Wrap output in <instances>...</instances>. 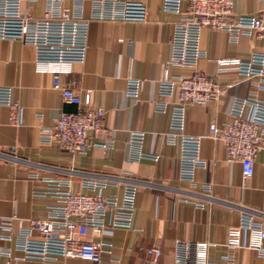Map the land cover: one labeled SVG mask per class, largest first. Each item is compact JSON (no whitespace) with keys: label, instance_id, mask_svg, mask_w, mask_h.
<instances>
[{"label":"crops","instance_id":"0c3cea01","mask_svg":"<svg viewBox=\"0 0 264 264\" xmlns=\"http://www.w3.org/2000/svg\"><path fill=\"white\" fill-rule=\"evenodd\" d=\"M134 1L146 2L147 19L91 21L85 61L75 62L72 71L63 74L77 93L89 92L92 104L105 108L106 131L90 134L96 141L111 140L107 148L93 146L72 156L57 141H41V124H51L63 110L76 111L78 106L65 102L53 87V73L37 69L33 45L19 38H0V86H12L19 102L14 121L11 108L0 104V222L11 218L12 234L5 240L0 229V246L10 248V255H0V264H43L37 258L21 257L23 231L31 218L46 216L53 202L50 196L35 193L45 183L31 177L32 173L70 176L79 191L87 190L84 179H107L106 195L121 196L129 182L138 185L134 227L107 226L89 235L111 242L110 254L101 262L60 256L56 264H150L147 249L152 246L161 249L162 264H174L179 241L207 242L212 261L264 264V257L251 248H237L232 261L223 260L230 251L224 245L227 231L238 224L241 210H253L264 223V149L256 158L254 174L244 178L241 163L229 161L223 141L209 133L212 122L222 126L230 118L233 100L253 88L234 68L217 73V59L247 58L252 50H264L263 40L244 35L234 43L226 31L210 27L202 31L207 56L199 61L198 69L217 73L223 93L188 109L186 131L202 136V156L207 160L191 185L181 177L179 142L167 140L170 115L158 108L159 82L171 57L172 32L180 14L165 10L161 0ZM234 1L235 15L257 14L264 8L259 0ZM41 8L39 2L37 14ZM89 14L86 2L85 15ZM129 77L142 80L138 97L127 93ZM258 93L264 98V90ZM132 131L144 132L141 142L133 140ZM139 152L159 157L140 158ZM207 186H211L209 191Z\"/></svg>","mask_w":264,"mask_h":264},{"label":"built area","instance_id":"2783aa9c","mask_svg":"<svg viewBox=\"0 0 264 264\" xmlns=\"http://www.w3.org/2000/svg\"><path fill=\"white\" fill-rule=\"evenodd\" d=\"M167 11L180 14L172 32L171 57L159 82L160 111L168 112L170 143L179 142L181 148V177L195 184L199 168L207 166L202 156V136L186 131L187 113L191 105L207 104L223 93L217 73L234 68L248 80L252 90L245 96H237L231 105L230 118L222 126L212 122L209 133L224 143L227 159L242 165L244 178L255 172V162L264 149V50H252L247 58L238 56L218 58L216 74L198 69L199 61L207 56L201 36L205 27L223 30L229 40L237 43L244 36H258L264 43V8L257 14L235 15L234 0H161ZM264 5V0H259ZM41 3L40 14L36 5ZM86 2L90 14L85 15ZM148 16V5L134 0H0V38H19L33 45L35 64L42 72L53 73V87L59 90L63 100L78 106L76 111L63 110L51 124H41L42 142H59L72 156L86 153L93 146L110 147L111 140L96 141L93 134L106 131V110L92 104L91 95L77 93L68 85L63 74L72 71L75 62H84L89 44V31L93 20H137ZM175 68L190 72H174ZM142 80L129 77L127 93L138 97ZM0 104L11 108L10 119L17 120L15 110L19 102L12 86H0ZM135 142H141L142 131H132ZM138 157L158 158L139 152ZM45 187L36 190L37 195L53 198L44 217L30 219V226L23 231L21 244L23 258H37L43 264H56L62 256L84 258L101 262L112 252L113 244L91 239L92 232H100L107 226L134 227L138 185L127 183L123 194H104L110 181L84 179L86 191L74 188L70 176H42L32 173ZM211 186H207V191ZM264 211V201L263 209ZM11 218L0 222L2 238L9 240ZM5 230V231H4ZM224 245L230 250L224 261L234 259L237 248H251L264 257V223L248 208L241 210L239 222L227 231ZM207 242L176 244L174 264H224L208 259ZM9 254L10 248L0 246V255ZM150 264H162V251L152 246L147 249Z\"/></svg>","mask_w":264,"mask_h":264}]
</instances>
